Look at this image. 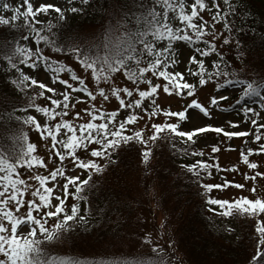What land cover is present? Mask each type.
I'll use <instances>...</instances> for the list:
<instances>
[{
	"label": "snow or ice",
	"instance_id": "snow-or-ice-1",
	"mask_svg": "<svg viewBox=\"0 0 264 264\" xmlns=\"http://www.w3.org/2000/svg\"><path fill=\"white\" fill-rule=\"evenodd\" d=\"M157 6L162 7V12L156 11V9L149 8L144 5L140 14L135 12L128 13V18L133 31L126 33L125 40L113 46L107 50L102 56L96 55L93 49H84L81 46H69L67 49L64 47H54L56 52H67L69 55L74 56L78 65L84 73H89L91 79L96 83V92L89 89L86 83V79L81 75H78L77 71L72 66L59 61L51 60L48 56L42 54V50L39 47L41 42L52 44L48 36L42 35L40 30L34 25L37 23V13H47L48 9L55 8L57 13H61L62 10L52 4L39 3L37 7H34L30 0H23L24 10L21 11L20 7H12L9 3H3L0 5L5 11H11L10 20L12 22L17 21L18 17H23L24 27L31 30L34 43L37 45L35 51L26 45L16 44V46L5 55V59L12 69L19 72L24 81H30V85H37L42 90L37 93L39 96H44V89L48 93H57V89L50 87L45 83L38 82L37 79L26 75L17 66L18 64L26 66L30 69L42 70L53 73V83L59 82L64 85V90L59 93L62 99H54L51 96L48 97L52 105L41 107L39 104L34 103L35 96H33L26 108L35 109L37 113H42L48 118L64 117L68 114L69 102L71 99V92H80L85 94L89 100H95L96 94L103 97L105 101L109 99L108 93L104 87H100L102 82H108L113 74L122 73L123 77L137 87L129 88L124 87H111L109 92L111 96L115 97L119 102V108L105 112L102 108L97 109L95 104H90L89 108L83 111L87 113L90 119L86 123L76 124L73 120L60 119L54 127H50L48 123L41 124L36 116L27 115L23 118L16 116L14 119L20 121L23 125L33 126L34 129L40 134L41 138L50 136L52 139V148L55 149V156L59 158L61 162L66 157H71L73 161V167L83 169L88 172V176L81 179L79 175L67 176L63 166L55 167L48 175L37 174L34 177L22 178L18 169L28 168L33 166L45 167L44 161L35 155L36 144L27 142L29 137L22 135L20 140L24 141L26 147H21L18 152H14L12 156L0 153V264H126L120 260H69L60 257H54L48 255L42 244L50 242L54 239V234L64 233L72 230L76 224L87 221L83 215L78 217L79 203H73L71 205L70 212L66 210L65 201L69 195L76 201L80 199H87L80 194L84 188L88 185L89 180L93 173H101L104 168L114 163L112 160L113 154L126 152L130 150L131 142H136L144 145L141 155L145 164L149 161L152 154V147H149V142L153 145L157 140H169L174 137L187 138L186 142H191L195 133H202L208 130L215 133L223 132V135L227 138L246 136V132H233L224 131L222 127H213L208 124L204 127H198L194 130H180V122L188 119L189 110L197 111V114H203L205 117H210V112L207 107L200 103L197 99L193 98L189 103L179 111H169L160 109L159 105H155L149 112L147 108L144 109L150 117H156L161 112L165 118L163 123H153L151 125V135L145 139L144 129L131 131L129 134V125L134 124L138 116L137 114L129 113L123 119L117 121L116 117L120 112V109H134L139 107L145 98L151 99L154 97L158 89L163 88V92L166 94L175 93L180 97L186 95L192 97L197 88L193 83H189L183 78V73L179 71H169L171 65H175L177 61L174 58V42H188L195 45L197 43H203L206 47L193 48L194 53L200 57H208L216 50V46L208 40H204L203 37L206 34L205 25L207 21L203 20V17H199L198 9L203 10L206 5L204 0H194L191 3V11H185L184 0H179V3L173 4L171 0H150ZM213 7L216 8V12L212 16L213 26L215 23L223 21V28L227 30L230 35L225 36L223 43L228 44L231 36V25L228 21V15L235 12V7L229 5V0H224V4L228 7L221 12L216 0H212ZM175 13L172 20H178L181 26L173 27L172 22L169 20V11ZM72 11H79V9H72ZM199 17L201 22L199 24L194 21ZM10 20L8 17L0 15V25H9ZM15 28L16 26L13 25ZM240 29H237L239 32ZM191 33V34H190ZM216 35H219L217 33ZM216 37L213 36V40ZM24 40L28 39V35L23 37ZM237 48L240 46V41H236ZM107 48V45L105 46ZM220 55V59L210 60L212 71H208L205 67L204 59H197V56L193 54L189 57V64H195V69H189L193 76H198V84L203 86L207 81L213 80V78H219L221 75L225 77L223 83H216L215 87L217 91L227 88L229 86H236L242 91L239 93V99L235 101V105L229 106V109L219 108V102L227 99V94L213 95L210 99V105L218 107L220 111L231 110L236 105H240L245 97L257 96L260 97L262 103L260 108L264 109V96H261L260 89L264 88V81L261 82H249L244 79L233 78L229 79L230 73L227 71V65L222 69L223 55ZM15 58L16 62H13ZM67 72L70 74L71 81L75 83H69V79H61L60 74ZM151 73L153 77L157 79L162 78L163 84L153 83L152 79L145 80V74ZM11 83L15 84V81ZM140 83H146L147 88L142 90L138 87ZM70 90V91H69ZM138 95V99L130 103H125V100L121 97V93L126 97H132L133 93ZM77 100L82 97H76ZM75 107V104H72ZM60 109L57 111V109ZM25 110V109H21ZM240 111L247 116L248 113L254 112L253 108L243 106ZM76 118L80 117V113L76 112ZM177 118L176 122H168L167 118ZM100 121L96 123V121ZM253 125L257 124L256 119L251 121ZM235 126V125H234ZM264 128V125H260L257 128V135L255 140H260L259 129ZM61 129L64 130V136L57 139V134ZM96 144L99 147H93L90 149V155L94 158H103L104 163L100 164L95 159H81L76 155V150L79 148L88 149L89 145ZM60 146L64 151H60L57 148ZM174 148L175 145L173 144ZM181 154H187L188 149H178ZM213 153L218 151V148L214 145L211 149ZM246 155L243 151L240 153L241 161L247 165L249 169L257 167L256 163L249 161V155L253 151L264 152V143L260 144L258 149L249 148ZM195 154V153H192ZM211 165L203 160H196L193 164L184 165L187 170L196 177V184L198 188L202 189V192L198 194L204 198V202L208 204L209 210L216 212L217 208L211 206H217L219 214L225 217L232 216L234 213L242 216H248L255 218V233L258 235L256 240L255 252L251 256L252 264H262L264 262V199L255 198L249 199L246 196H240L236 199H218L209 193L213 189L227 188L232 181L224 180L223 183H203L200 179L201 172H208ZM217 172L220 171L218 166ZM256 175H264V173H256ZM64 177L63 183V198L59 194L54 193L56 185L48 186V182L55 181L56 178ZM245 179H255V176L249 177L247 173L244 174ZM26 179H35L39 187L31 192V196L38 199H28L25 201L24 195L31 187L26 183ZM73 185L74 192H69V186ZM236 188H243V184H234ZM256 191L255 187L251 189ZM53 200L56 202L53 203ZM27 205L26 215L18 214L21 209ZM11 205V206H10ZM35 213V214H34ZM55 217L56 222L51 227H46L49 218ZM78 217V218H77ZM71 221L72 223H68ZM42 235L43 240L38 239L37 235Z\"/></svg>",
	"mask_w": 264,
	"mask_h": 264
},
{
	"label": "trees",
	"instance_id": "trees-1",
	"mask_svg": "<svg viewBox=\"0 0 264 264\" xmlns=\"http://www.w3.org/2000/svg\"><path fill=\"white\" fill-rule=\"evenodd\" d=\"M216 3L221 12L228 7L224 0H216ZM153 4L150 0H88L84 4V14L75 12L68 22L42 31L41 34L53 42L47 44L42 41V45L51 47L53 51L54 47L67 49L69 46H81L93 49L96 55L102 56L113 46L122 43L126 33L134 30L128 13L139 15L144 5L153 8ZM229 5L235 7V12L227 17L233 38L228 44L223 43L224 37L230 33L223 28V21L213 26V15L210 14L206 19L203 39L216 46L214 52H217V60L220 59L218 54L223 55L221 67L223 69L227 65L229 79L264 81V0H229ZM90 7L101 11L91 13ZM158 10L162 12V7ZM15 26L0 25L2 63L7 61L5 55L27 34L23 25ZM89 28H93L94 33L87 36L85 31ZM237 29L240 31L237 32ZM217 33L218 40L213 42L209 39ZM237 40L240 41L239 48ZM193 46L206 47L203 43ZM58 53L68 55L66 51ZM196 56L205 60V57ZM192 68L195 69L196 65L193 64ZM206 68L212 71L211 66ZM193 78L199 80L198 76ZM224 79L221 75L210 81L223 83ZM33 96L34 103L41 101L33 88L12 84L0 69V153L11 157L25 145L19 137H29L33 133V126L23 125L14 119L34 112L35 109L26 108ZM233 99H239V95ZM255 99L260 97L244 98L247 102ZM186 141L174 137L171 141L157 140L155 145L149 142L148 146L153 151L147 164L141 155L145 146L136 142H131L129 151L113 154L114 163L107 165L101 173H93L80 194L87 199L76 201L72 198V204L79 203L78 217L83 215L87 222L76 224L70 231L54 234L52 241L42 244L46 253L69 260H120L126 264H252L251 256L258 239L255 218L235 213L225 217L219 214L217 206H211L217 208L216 212L209 210L210 206L198 194L203 190L198 188L196 177L183 167L203 160L195 155L199 151L197 142ZM183 148L188 149L187 154L178 151ZM97 160L100 164L104 163L103 158ZM18 171L22 178L32 174V170L26 167ZM87 176L88 172L83 179ZM213 177L208 172L200 173L203 183H213ZM215 190L209 195L215 197ZM150 203L162 214L167 244L136 252L117 250L115 243L135 224L133 215L136 209L141 206L150 208ZM37 238L43 240V237Z\"/></svg>",
	"mask_w": 264,
	"mask_h": 264
},
{
	"label": "rangeland",
	"instance_id": "rangeland-1",
	"mask_svg": "<svg viewBox=\"0 0 264 264\" xmlns=\"http://www.w3.org/2000/svg\"><path fill=\"white\" fill-rule=\"evenodd\" d=\"M88 0H30L33 3L34 7H37L39 3L52 4L56 7L61 8L63 19H61V13H57L55 8L48 9L47 13H37L36 21L37 23L34 25L40 32L44 31L50 27H56L61 22H68L75 12L85 13V5ZM101 2V0H99ZM185 2V11H191V3L194 0H184ZM206 7L203 10L198 9L199 17H203V20L209 17L210 14L214 15L216 12V8L213 7L212 0H204ZM3 3H9L12 7H20V10H24L23 0H0V5ZM179 3V0H175L173 4ZM153 7L156 11L159 12L157 6L153 4ZM79 9V11H72V9ZM90 12H100L101 9L95 10L94 7L88 8ZM11 11H5L2 7H0V15L11 17ZM94 15V14H93ZM175 15L171 10L169 11V20L172 22L173 27L181 26L178 20H172V17ZM199 17L194 21L199 24L201 20ZM13 25H23L24 21L23 17H18L17 21L12 22L10 20L9 26ZM207 25V24H206ZM205 25V26H206ZM89 27V26H88ZM27 34L28 39L24 40L23 37L18 40L16 44L26 45L30 47L33 51H35L37 45L34 43L31 30L28 28ZM93 28H89L85 31L87 36L92 35ZM213 36L216 37V34H213L209 39L213 42ZM218 40V39H217ZM42 50V54L48 56L51 60L59 61L61 63H65L69 66H72L74 70L77 71L78 75H81L86 79L87 86L93 92H96V83L91 79L90 70L89 73H84L83 70L78 65V62L75 60L74 56L60 54L52 50L51 47H43L42 42L39 45ZM194 46L189 44L188 42H174L173 50H174V58L177 61L175 65H171L169 67V71H179L183 73V78L189 83H193L197 90L193 94L192 97H188L186 95H182L180 97L176 96L175 93L166 94L163 92V88L161 86L158 89L157 94L151 99L145 98L142 104L134 109H120L116 120L119 121L123 119L129 113H135L138 116L137 121L129 125V131L144 129V137L147 139L149 135H151L152 129L151 125L153 123H163L165 122V118L163 113L161 112L156 117H150L148 113L144 111L145 108L148 111H151V108L155 105H159L162 110L169 111H179L183 110L187 103L190 102L191 99L195 98L200 103H202L205 107L209 109L210 117H205L203 114H197V111L189 110L188 119L186 121L180 122V130H194L198 127H204L205 125H212L213 127H222L224 131H233V132H246V136L239 137H231L227 138L221 133H215L214 131L208 130L202 133H195L192 140L197 142L199 147L198 153L195 155L197 158L203 159V161L208 162L211 165L218 166L220 171L217 172V168L211 167L209 170L211 174L214 176L211 181L216 183H223L224 180L232 181V184H229L227 188L216 189L213 193L216 194L215 197L218 199H236L240 196H246L249 199H255L257 197L264 199V175H256V173H264V152L253 151L251 155H249V161L256 163L257 167L254 169H249L246 164H244L240 159V153L243 151L246 155L248 154V149L253 148L258 149L260 144L264 143V128L259 129L260 140H255L254 137L257 135V128L260 125H264V110L260 108L261 100L255 99L253 102L242 101L240 105H236L231 110L220 111L219 108L229 109V106L235 105V99L233 97L238 96L240 91H242V86L237 88L236 86H229L227 88H223L217 91L214 81H207L205 85L200 86L198 84V80L193 78V75L189 71V69H193V64H189V57L193 54L196 55L193 51ZM222 48V47H221ZM217 58V52L211 53L208 57H205L206 67H210V60ZM13 62H16L15 59ZM21 71H23L26 75H29L32 78L38 80V82L45 83L50 87H54L57 89V93H48L46 89H44V96H39L41 101L39 104L41 107L48 106L52 107L50 100L48 99L51 96L54 99H62V96L59 95L64 90V85H61L58 81L53 83L52 76L53 73L46 72L42 70V65L40 66L41 70L30 69L26 66L17 65ZM0 69L6 73V77L9 82L15 81V84H23L24 86L30 85V81H24L20 76L19 72H16L15 69H12L8 62H0ZM61 79H69V83H75L71 81L70 74L67 72L60 74ZM152 79L153 83L163 84L162 78L157 79L153 77L151 73L145 74V80ZM13 84V83H12ZM222 84V83H221ZM124 87L128 86L129 88L137 87L136 84H133L131 81H128L123 77L122 73L113 74L108 82H102L100 87H104L106 93L109 95V99L105 101L103 97L96 94L95 100H89V98L80 92H71V99L69 102L68 114L64 117H55L48 118L44 116L42 113H37L35 110L31 112V115L36 116L37 120L43 124L48 123L50 127H54L56 123L59 122L60 119H69L73 120L74 123H86L90 117L83 110L89 108L90 104H95L97 109H103L105 112L114 111L119 108V102L115 97L111 96L109 89L111 87ZM33 88L36 93L42 91L39 88V83L37 85L26 86ZM138 87L142 90L147 88L146 83H140ZM70 91V90H69ZM261 96H264V88L260 90ZM227 94V99L219 102V108L213 107L210 105V99L213 95ZM76 97H82V99L77 100ZM121 97L125 100V103H130L135 99H138V95L134 92L132 97H126L123 93H121ZM154 102V104H153ZM75 104V107H72V104ZM243 106H247L253 108L254 112H250L247 116L244 115L243 112L240 111V108ZM60 109L58 108L57 111ZM79 112L80 117L76 118L75 113ZM256 119L257 124L253 125L251 121ZM168 122H176L177 118L168 117ZM100 121H96L99 123ZM235 125V126H234ZM34 128V127H33ZM33 133L29 136L27 142L36 144L35 155H38L45 164V167H36L33 166L31 168L32 174L28 177H34L37 174L48 175L55 167L63 166L65 169V174L67 176L79 175L81 179H83V175L87 172L83 169H78L73 167V161L71 157H66L63 162L59 160L57 156H55V149L52 148V139L50 136L41 138L40 134L33 129ZM131 132V131H130ZM64 136V130L61 129L60 133L57 134V139H60ZM186 139L187 138H183ZM218 148V151L213 153L211 151L213 146ZM26 147V144L24 145ZM93 147H99L96 144L89 145L88 149L79 148L76 150V155L81 159H95L97 162V158L91 157L90 149ZM57 148L60 151H64L57 145ZM247 173L249 177L255 176V179H245L244 174ZM26 183L31 185L28 191L24 195L25 201L28 199H37L31 196V192L39 187L38 182L35 179H26ZM63 183L64 177L58 176L55 181H49L48 186L51 187L53 184L56 185L54 188V193L59 194L61 198H63ZM239 183L243 184V188H236L234 184ZM255 187L256 191L253 192L251 189ZM75 188L73 185L69 186V192H74ZM38 202V199H37ZM56 201L53 200V203ZM72 196L69 195L65 201L66 210L70 212L71 204H72ZM11 206V205H10ZM27 205L25 204L24 208L21 209V212L18 214L26 215ZM35 214V213H34ZM135 219V224L132 229L125 231L120 237L119 241L116 242L117 250L120 251H130L136 252L144 248L153 247L154 245H162L166 242L165 233L163 230V217L159 211L154 208V205L150 203V208L147 206H141L136 209V212L133 215ZM262 219H264V214H262ZM56 222L55 217L49 218L46 227H51L52 224ZM37 237H43L42 235H37Z\"/></svg>",
	"mask_w": 264,
	"mask_h": 264
}]
</instances>
